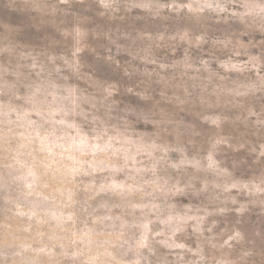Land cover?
I'll list each match as a JSON object with an SVG mask.
<instances>
[{
	"label": "rangeland",
	"instance_id": "rangeland-1",
	"mask_svg": "<svg viewBox=\"0 0 264 264\" xmlns=\"http://www.w3.org/2000/svg\"><path fill=\"white\" fill-rule=\"evenodd\" d=\"M0 264H264V0H0Z\"/></svg>",
	"mask_w": 264,
	"mask_h": 264
}]
</instances>
